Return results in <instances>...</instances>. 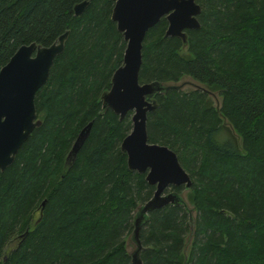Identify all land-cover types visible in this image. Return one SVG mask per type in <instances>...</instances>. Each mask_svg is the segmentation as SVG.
Returning a JSON list of instances; mask_svg holds the SVG:
<instances>
[{"label": "trees", "instance_id": "16d2710c", "mask_svg": "<svg viewBox=\"0 0 264 264\" xmlns=\"http://www.w3.org/2000/svg\"><path fill=\"white\" fill-rule=\"evenodd\" d=\"M80 1L0 0V67L19 45L47 46L67 30L34 94L40 124L0 170V264H131L133 209L154 189L119 149L130 112L119 120L99 101L124 48L109 19L114 0H87L76 16ZM194 1L199 27L185 30V46L164 36L160 17L145 32L138 71L139 83L189 76L219 97L215 107L200 89L169 88L151 95L157 105L146 114L147 141L171 149L191 180L193 236L183 262L187 213L181 205L153 209L140 227L139 258L264 264V0Z\"/></svg>", "mask_w": 264, "mask_h": 264}, {"label": "water", "instance_id": "95a60500", "mask_svg": "<svg viewBox=\"0 0 264 264\" xmlns=\"http://www.w3.org/2000/svg\"><path fill=\"white\" fill-rule=\"evenodd\" d=\"M87 3V0L75 3L73 14L80 15ZM199 11L200 7L194 0H114L110 11L109 19L121 34L124 48L121 62L111 73L109 87L99 94V101L102 110L109 108L119 120L131 112V127L120 140L119 149L125 153L127 169L144 174L145 182L154 187L151 196L133 209L131 230L125 237V249L131 264H142L139 258L142 249L139 231L147 219V212L166 204L181 205L187 213L188 231L181 249L183 262L187 259L195 211L186 199L191 180L171 149L148 142L146 136V114L157 105L151 95L163 93L169 88L183 90L185 83L181 78L176 82L139 83L138 71L142 41L148 28L164 17V36L177 37L185 46V30L199 27ZM66 35L67 30L47 46L35 42L21 44L0 67V170L12 162L31 130L40 124L34 108V94L45 83L54 57L62 52ZM191 80L194 84L190 89L206 92L218 107L217 93ZM90 123L87 122L78 131L66 160L74 156L87 136ZM170 186L182 187V190L165 191Z\"/></svg>", "mask_w": 264, "mask_h": 264}, {"label": "rangeland", "instance_id": "374dc122", "mask_svg": "<svg viewBox=\"0 0 264 264\" xmlns=\"http://www.w3.org/2000/svg\"><path fill=\"white\" fill-rule=\"evenodd\" d=\"M181 80H183V82L185 83L184 85H183V90H188V89H190V88H192L193 87V81L190 79V78H188V77H183V78H181ZM180 80V81H181ZM219 99V98H218ZM130 114H131V112H130ZM129 114V115H130ZM38 117H39V115H38Z\"/></svg>", "mask_w": 264, "mask_h": 264}, {"label": "flooded vegetation", "instance_id": "af4514ba", "mask_svg": "<svg viewBox=\"0 0 264 264\" xmlns=\"http://www.w3.org/2000/svg\"><path fill=\"white\" fill-rule=\"evenodd\" d=\"M71 147V146H70ZM70 158V157H69ZM68 159V158H67ZM151 186H153V185H151ZM171 187H173V186H170L169 188H166V190L165 191H170L171 189ZM154 188V187H153Z\"/></svg>", "mask_w": 264, "mask_h": 264}]
</instances>
